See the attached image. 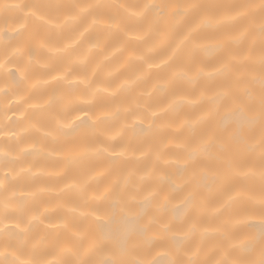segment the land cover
Listing matches in <instances>:
<instances>
[{
    "label": "bare ground",
    "instance_id": "obj_1",
    "mask_svg": "<svg viewBox=\"0 0 264 264\" xmlns=\"http://www.w3.org/2000/svg\"><path fill=\"white\" fill-rule=\"evenodd\" d=\"M262 5L0 0V264L259 261Z\"/></svg>",
    "mask_w": 264,
    "mask_h": 264
},
{
    "label": "snow or ice",
    "instance_id": "obj_2",
    "mask_svg": "<svg viewBox=\"0 0 264 264\" xmlns=\"http://www.w3.org/2000/svg\"><path fill=\"white\" fill-rule=\"evenodd\" d=\"M4 6L7 7V5H4ZM260 27H261V31L264 32V23H262ZM190 38H191V33H189V35L185 37L186 40ZM261 63H264V57H262ZM256 115L261 122V133H262V136H264V97H262L260 100L259 112ZM80 119H81L80 117H75L73 123L79 121ZM260 246H261V257L262 258L259 261H248V262L240 261V262H237V264H264V235L261 236ZM106 264H124V262L121 260H109L106 262Z\"/></svg>",
    "mask_w": 264,
    "mask_h": 264
}]
</instances>
